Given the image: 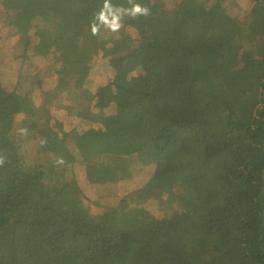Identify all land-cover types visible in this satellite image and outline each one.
<instances>
[{
  "label": "trees",
  "instance_id": "obj_1",
  "mask_svg": "<svg viewBox=\"0 0 264 264\" xmlns=\"http://www.w3.org/2000/svg\"><path fill=\"white\" fill-rule=\"evenodd\" d=\"M3 30L0 264H264V0H0Z\"/></svg>",
  "mask_w": 264,
  "mask_h": 264
},
{
  "label": "rangeland",
  "instance_id": "obj_2",
  "mask_svg": "<svg viewBox=\"0 0 264 264\" xmlns=\"http://www.w3.org/2000/svg\"><path fill=\"white\" fill-rule=\"evenodd\" d=\"M197 28L202 30L200 26H197ZM4 33L5 30H3V32L0 33V36L4 35ZM9 42H13V39L9 40ZM10 58L11 57H9L8 59L9 61L6 62L7 66L6 65L0 66V74H2L3 72L5 73L6 71L11 69H14L13 70L14 73L17 72L16 64L14 62L12 63L10 61L11 60ZM57 145L59 146V149L65 148L64 145H59V144ZM54 152L55 151L52 145H43L37 147L36 150L32 152V159L44 163V161L53 158L54 155H52V153ZM29 165L32 164H28V166ZM77 174L80 175V180L84 182L85 170H83V166H79L77 170ZM73 177H74L73 173L68 172V178L66 182L69 183ZM143 178L144 180L137 178L130 181H126L124 183L126 185L124 186L123 184L121 186L120 189L124 191V194L119 196V198H117V202L115 203V205L119 206V204L122 203L124 206V211L121 214H119L116 219H113L110 225H108V227L106 228V231L109 233L110 238H112V242L116 244H120L123 247L130 246L131 249H133L137 244H139L142 241V235L140 232L141 222H140V218L137 215L136 208H138V206L142 203V198L144 199V197L141 198L139 195H145L149 190V187L152 188L154 183L153 180H151L150 182L145 181V179L147 178L151 179L150 177H143ZM161 205L160 208H157L156 212H159V214L154 216V220L164 224L165 221H168L171 218L170 213H166L165 209L172 207L169 204L165 205V203H162ZM118 209L119 208H109V212L115 214L116 217L118 213ZM161 213L168 215V217L164 218ZM151 244L160 245L162 246L161 250H163V248L169 246V240L168 238L163 237L161 239L153 240ZM31 251L32 250L27 249L21 252L22 254L20 257L21 264H34L31 258L32 257ZM113 260H115L114 257Z\"/></svg>",
  "mask_w": 264,
  "mask_h": 264
},
{
  "label": "clouds",
  "instance_id": "obj_3",
  "mask_svg": "<svg viewBox=\"0 0 264 264\" xmlns=\"http://www.w3.org/2000/svg\"><path fill=\"white\" fill-rule=\"evenodd\" d=\"M141 11H143L145 14H146V12H147V10H146V9H142ZM94 31H95V29H94Z\"/></svg>",
  "mask_w": 264,
  "mask_h": 264
}]
</instances>
